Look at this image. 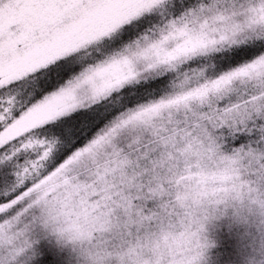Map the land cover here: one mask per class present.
Segmentation results:
<instances>
[{
  "label": "snow or ice",
  "instance_id": "snow-or-ice-1",
  "mask_svg": "<svg viewBox=\"0 0 264 264\" xmlns=\"http://www.w3.org/2000/svg\"><path fill=\"white\" fill-rule=\"evenodd\" d=\"M229 209L264 264V0H0V264H206Z\"/></svg>",
  "mask_w": 264,
  "mask_h": 264
},
{
  "label": "trees",
  "instance_id": "trees-1",
  "mask_svg": "<svg viewBox=\"0 0 264 264\" xmlns=\"http://www.w3.org/2000/svg\"><path fill=\"white\" fill-rule=\"evenodd\" d=\"M229 215H226L230 219V224H222L218 228V234L215 232L213 226L209 228L210 236L215 240V244L209 251L210 259L214 264H241L242 256L245 251L243 244L246 241H242L241 237L246 232L254 231V226L237 224L232 220L230 213L231 209L228 210ZM222 217L220 220H224ZM212 251V254H211Z\"/></svg>",
  "mask_w": 264,
  "mask_h": 264
},
{
  "label": "rangeland",
  "instance_id": "rangeland-1",
  "mask_svg": "<svg viewBox=\"0 0 264 264\" xmlns=\"http://www.w3.org/2000/svg\"><path fill=\"white\" fill-rule=\"evenodd\" d=\"M222 224H226V225H229L230 224V219L229 217L225 216V219L224 220H218V221H214L212 226L215 230V232L217 233L218 232V228L222 225ZM238 224V223H237ZM218 234V233H217ZM210 236V234H209ZM210 238L214 241V244H215V240L210 236ZM213 244V245H214ZM213 247V246H212ZM211 248H209L208 252L206 253V264H214V262L210 259V256H209V251H210ZM211 254H212V251H211Z\"/></svg>",
  "mask_w": 264,
  "mask_h": 264
},
{
  "label": "clouds",
  "instance_id": "clouds-1",
  "mask_svg": "<svg viewBox=\"0 0 264 264\" xmlns=\"http://www.w3.org/2000/svg\"><path fill=\"white\" fill-rule=\"evenodd\" d=\"M166 242L167 241L164 238H162L161 241H160L161 245L165 244ZM171 243L178 244L179 243V240L178 239H172L171 240Z\"/></svg>",
  "mask_w": 264,
  "mask_h": 264
}]
</instances>
